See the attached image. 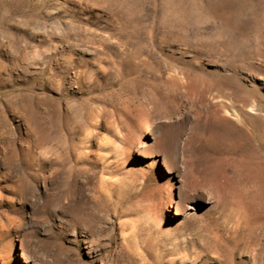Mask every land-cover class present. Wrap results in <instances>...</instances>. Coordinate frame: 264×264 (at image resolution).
I'll list each match as a JSON object with an SVG mask.
<instances>
[{
	"label": "rangeland",
	"instance_id": "obj_1",
	"mask_svg": "<svg viewBox=\"0 0 264 264\" xmlns=\"http://www.w3.org/2000/svg\"><path fill=\"white\" fill-rule=\"evenodd\" d=\"M7 219L0 264H264V0H0Z\"/></svg>",
	"mask_w": 264,
	"mask_h": 264
},
{
	"label": "bare ground",
	"instance_id": "obj_2",
	"mask_svg": "<svg viewBox=\"0 0 264 264\" xmlns=\"http://www.w3.org/2000/svg\"><path fill=\"white\" fill-rule=\"evenodd\" d=\"M149 131H150V129H148V128L145 130V132H149ZM12 227H14V225H13L11 220L7 219V222L0 221V236L6 235L7 233H9V231ZM33 263H35V262H33Z\"/></svg>",
	"mask_w": 264,
	"mask_h": 264
}]
</instances>
